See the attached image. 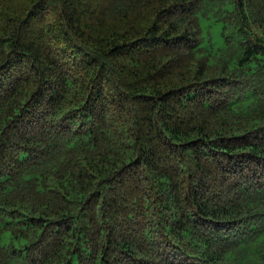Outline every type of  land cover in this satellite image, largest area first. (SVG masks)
Returning <instances> with one entry per match:
<instances>
[{
	"label": "trees",
	"instance_id": "1",
	"mask_svg": "<svg viewBox=\"0 0 264 264\" xmlns=\"http://www.w3.org/2000/svg\"><path fill=\"white\" fill-rule=\"evenodd\" d=\"M0 264H264V0H0Z\"/></svg>",
	"mask_w": 264,
	"mask_h": 264
},
{
	"label": "rangeland",
	"instance_id": "2",
	"mask_svg": "<svg viewBox=\"0 0 264 264\" xmlns=\"http://www.w3.org/2000/svg\"><path fill=\"white\" fill-rule=\"evenodd\" d=\"M211 43H212V47H214L215 51H218L219 49H221L224 46V42H223V38H222V28L220 25H216V26L212 27Z\"/></svg>",
	"mask_w": 264,
	"mask_h": 264
}]
</instances>
